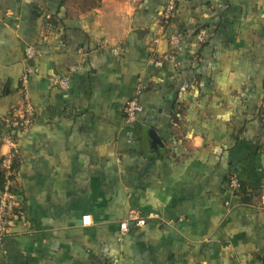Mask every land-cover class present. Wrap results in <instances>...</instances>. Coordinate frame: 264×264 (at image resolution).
Here are the masks:
<instances>
[{
  "label": "crops",
  "instance_id": "1",
  "mask_svg": "<svg viewBox=\"0 0 264 264\" xmlns=\"http://www.w3.org/2000/svg\"><path fill=\"white\" fill-rule=\"evenodd\" d=\"M164 4L0 0V155L29 65L35 108L17 133L24 217L0 264H264V0H181L178 63L156 68L179 25H159ZM131 211L147 223L123 233Z\"/></svg>",
  "mask_w": 264,
  "mask_h": 264
},
{
  "label": "built area",
  "instance_id": "2",
  "mask_svg": "<svg viewBox=\"0 0 264 264\" xmlns=\"http://www.w3.org/2000/svg\"><path fill=\"white\" fill-rule=\"evenodd\" d=\"M179 0H169L166 9L162 15L163 20H171L176 13L177 3ZM50 18V16H48ZM208 33L202 30L198 34V40L203 43L207 39ZM182 34H176L168 38L169 44L172 46L171 50L164 56H158L155 53L151 56L150 62L156 67L161 68L164 64L172 63L177 64L176 48ZM159 38L153 39V44H157ZM36 49L28 46L25 50L27 60H32L36 54ZM34 69L29 65L26 67L21 76V89H20V103L13 110L10 118L7 119V136L5 138L9 146V151L0 155V170L4 172V184L0 188V247L4 244L6 239L11 233L13 225L24 217V209L19 203L18 195L16 192V167L15 164L19 161L18 149V132H26L32 126L35 108L28 93V84ZM56 84L65 85V80H54ZM147 89L144 82L139 81L136 94L131 98L125 106L124 114L127 123H133L137 120L139 114L143 111L140 103V96ZM229 187L233 192H237L241 183L237 176H232L229 179ZM85 225L91 224V217L85 216L83 218ZM147 223L138 211H131L127 219L121 223V232L126 233L129 231L130 226L144 227Z\"/></svg>",
  "mask_w": 264,
  "mask_h": 264
},
{
  "label": "trees",
  "instance_id": "3",
  "mask_svg": "<svg viewBox=\"0 0 264 264\" xmlns=\"http://www.w3.org/2000/svg\"><path fill=\"white\" fill-rule=\"evenodd\" d=\"M180 1L181 0H179V2L177 3V8H176L175 16L171 20L165 21L162 18V15H163V13H164V11L166 9V6H167L169 0H165L164 6L157 12L156 20L159 22V25H161L164 28V30H168V28L170 26L175 25L176 23H178L177 22V9H178V5L180 4ZM64 2H66V0H62V3H64ZM84 2H85V4L87 6H88L87 2H91V3H93V5H91V8L84 7V10L83 11H92V10L100 7V4H101L102 0H84ZM49 16H50V18L47 20L48 23H51V24H55L56 25L59 22L56 15H49ZM201 29L202 28H200V26H197V27H195L193 29H190L191 35L194 36V37L195 36H198V34L201 32ZM187 32L189 33V29H187L186 27H184L182 24H179L178 25V30L176 31L175 34H180L181 33V34L185 35ZM17 166H18V161L15 164L16 169H17ZM240 183H241V187L236 192V194L237 195H244V196L246 195L243 198V200L245 199V201H246V200H248L252 196V194H248V192L246 191V187H245V185H244L243 182H240ZM3 184H4V172H2L0 170V188L3 186ZM247 195H249V196H247Z\"/></svg>",
  "mask_w": 264,
  "mask_h": 264
},
{
  "label": "rangeland",
  "instance_id": "4",
  "mask_svg": "<svg viewBox=\"0 0 264 264\" xmlns=\"http://www.w3.org/2000/svg\"><path fill=\"white\" fill-rule=\"evenodd\" d=\"M69 4H70V6H72L77 11L84 10V7L91 8V5H93V3H91V2H87V4H88V6H87L85 4L84 0H69Z\"/></svg>",
  "mask_w": 264,
  "mask_h": 264
},
{
  "label": "water",
  "instance_id": "5",
  "mask_svg": "<svg viewBox=\"0 0 264 264\" xmlns=\"http://www.w3.org/2000/svg\"><path fill=\"white\" fill-rule=\"evenodd\" d=\"M138 33L142 36L144 34V31L140 30Z\"/></svg>",
  "mask_w": 264,
  "mask_h": 264
}]
</instances>
